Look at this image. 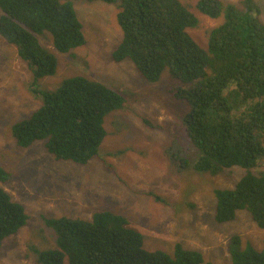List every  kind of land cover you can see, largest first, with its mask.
I'll list each match as a JSON object with an SVG mask.
<instances>
[{
    "label": "trees",
    "instance_id": "16d2710c",
    "mask_svg": "<svg viewBox=\"0 0 264 264\" xmlns=\"http://www.w3.org/2000/svg\"><path fill=\"white\" fill-rule=\"evenodd\" d=\"M76 1L0 0V36L30 68L33 93L40 100L35 112L11 126L12 137L22 147L43 141L56 160L84 164L93 157L104 159L105 118L124 107L128 91L82 75L66 77L51 89L41 84L55 74L60 56L43 46L39 35L48 33L61 53L85 43ZM100 1L119 8L123 38L112 51L113 60L131 61L147 82L164 81L179 103L170 107L174 133H169L166 149L174 172L216 175L233 166L247 169L234 187L213 190V218L229 222L245 210L256 227L264 228V172L251 171L264 160V23L254 16L258 3L195 0L196 10L222 17L206 30V44L201 45L188 33L198 26V18L187 0ZM2 169L1 183L9 176ZM27 218L23 204L0 186V245ZM44 222L54 232L55 246L32 245L38 264H211L200 251L179 242L173 254L146 249L144 235L121 212L101 209L90 217L59 216ZM230 243V264H264V237L261 249L250 243L241 247L238 235Z\"/></svg>",
    "mask_w": 264,
    "mask_h": 264
},
{
    "label": "rangeland",
    "instance_id": "374dc122",
    "mask_svg": "<svg viewBox=\"0 0 264 264\" xmlns=\"http://www.w3.org/2000/svg\"><path fill=\"white\" fill-rule=\"evenodd\" d=\"M255 1L259 13L254 16L264 23V0ZM187 2L198 18V26L188 33L205 45L206 30L218 25L222 17L211 18L194 8L195 0ZM74 9L85 43L61 53L48 33L39 35L41 44L60 56L55 74L42 78L41 84L51 89L66 77L86 76L128 91L124 107L105 118L104 159L93 157L84 164L56 160L40 140L19 146L10 128L35 112L40 100L33 93L30 68L16 47L0 36V168L9 175L0 186L23 204L28 216L24 226L2 240L0 264H38L32 245L35 249L55 246L54 232L45 218L90 217L101 209L126 214L144 235L146 249L173 254L174 244L179 242L184 248L200 251L211 264L231 263L234 235L239 236L241 247L250 243L261 249L264 228L256 227L245 210L229 222L213 218V190L234 187L247 169L233 166L216 175L175 173L166 149L169 133H174L175 117L170 111L179 103L167 93L164 81L147 82L131 61L113 60L112 51L123 38L116 3L78 0ZM251 171L264 172V160Z\"/></svg>",
    "mask_w": 264,
    "mask_h": 264
},
{
    "label": "clouds",
    "instance_id": "9594fccd",
    "mask_svg": "<svg viewBox=\"0 0 264 264\" xmlns=\"http://www.w3.org/2000/svg\"><path fill=\"white\" fill-rule=\"evenodd\" d=\"M233 2H235V1H233ZM222 21V20H221ZM10 131H11V128H10ZM106 136V135H105ZM105 138V137H104ZM15 140V139H14ZM104 140V139H103ZM37 141H39V140H37ZM16 142V141H15ZM103 142V141H102ZM33 143V142H32ZM31 143V144H32ZM101 145H102V143H101ZM4 188V187H3ZM5 189V188H4ZM6 190V189H5ZM7 191V190H6Z\"/></svg>",
    "mask_w": 264,
    "mask_h": 264
},
{
    "label": "bare ground",
    "instance_id": "6f19581e",
    "mask_svg": "<svg viewBox=\"0 0 264 264\" xmlns=\"http://www.w3.org/2000/svg\"><path fill=\"white\" fill-rule=\"evenodd\" d=\"M78 67V66H77ZM150 248V247H149Z\"/></svg>",
    "mask_w": 264,
    "mask_h": 264
}]
</instances>
